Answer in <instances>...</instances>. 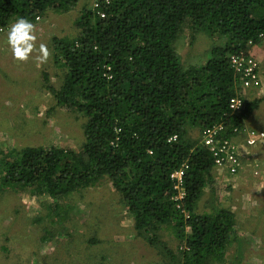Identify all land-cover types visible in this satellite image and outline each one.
I'll return each mask as SVG.
<instances>
[{
  "label": "trees",
  "instance_id": "16d2710c",
  "mask_svg": "<svg viewBox=\"0 0 264 264\" xmlns=\"http://www.w3.org/2000/svg\"><path fill=\"white\" fill-rule=\"evenodd\" d=\"M77 2L0 0V23L7 28L21 17L33 23ZM89 7L74 20L73 38L52 39L61 85L40 73L51 109L82 118V141L0 153L1 187L31 189L58 208L105 179L132 217L135 237L160 252L161 264L225 263L230 240L237 249L243 240L233 212L197 210L213 182V161L200 138L217 124L226 126L221 139L232 137L264 99H245L236 115L228 109L241 93L229 56L261 42L264 0H100L98 10ZM183 31L189 46L196 32L217 40L199 67L183 65L173 47ZM180 169L183 196L175 201L171 175ZM164 235L177 242L174 252Z\"/></svg>",
  "mask_w": 264,
  "mask_h": 264
},
{
  "label": "rangeland",
  "instance_id": "374dc122",
  "mask_svg": "<svg viewBox=\"0 0 264 264\" xmlns=\"http://www.w3.org/2000/svg\"><path fill=\"white\" fill-rule=\"evenodd\" d=\"M87 1L78 0L71 11L53 14L56 20L50 36L73 38L76 35L74 20L80 17L82 9L90 10V1L92 5L93 0ZM47 19L51 20L44 15L39 24ZM40 27L42 31L46 29V25ZM42 31L39 30V37ZM185 35L186 32H181L173 47L183 65L199 67L208 60L209 49L217 40L196 32L189 46ZM42 43L50 55L44 63L38 64L36 58L41 53ZM47 43L50 44L49 41L44 43V39L40 43L35 40L29 59L14 65L22 69L0 74L1 154L25 146L55 144L74 148L79 139L82 141L80 115L63 108L51 109L53 99L43 88L40 73H47L54 87H59L64 77L63 69L53 64L54 48L50 53ZM263 46L261 41L257 46L260 47L258 53L256 46L248 53L259 61L264 77ZM6 48V45H0L2 67L13 61L12 53L3 54ZM25 73L27 76L22 75ZM255 98H264V95L245 97L248 101ZM242 127L264 133V99ZM244 140V133L235 138L242 154L239 172L229 176L226 171L213 167L223 174H213L212 184L204 189L197 204L199 213L221 207L235 215V235L243 242L238 250L235 242L230 240L222 264H264V144L250 148ZM252 149H257L256 156L249 154ZM256 158L262 162L261 167L253 162H257ZM245 159L252 164H246ZM63 201L54 208L46 197H37L31 189L0 185V264H161L160 252L135 237L133 219L107 180H101L91 189L73 193ZM162 238L166 247L174 252L177 242L170 236ZM91 239L97 242L88 244Z\"/></svg>",
  "mask_w": 264,
  "mask_h": 264
},
{
  "label": "built area",
  "instance_id": "2783aa9c",
  "mask_svg": "<svg viewBox=\"0 0 264 264\" xmlns=\"http://www.w3.org/2000/svg\"><path fill=\"white\" fill-rule=\"evenodd\" d=\"M100 0H93L92 6L98 10ZM108 3V1H105ZM103 16L102 13H99ZM6 30V27L0 23V35ZM264 36L261 38L263 39ZM249 45H252L249 43ZM229 65L233 72L237 75L239 81L240 95L232 97L228 101V109L231 114H238L245 101V92L250 90L262 91V80L260 77L259 62L253 56L248 54H236L229 56ZM226 131V126L222 124L213 125L204 129L201 133L200 143L209 151L213 167L224 170L229 176H235L241 167L242 154L239 150L238 143L235 139L240 133L245 134L244 143L246 146L255 147L264 141V133L253 129H232V137L221 139V135ZM182 176L183 170L180 169L171 175V179L175 181L174 190L178 192L175 201H179L182 196Z\"/></svg>",
  "mask_w": 264,
  "mask_h": 264
},
{
  "label": "crops",
  "instance_id": "0c3cea01",
  "mask_svg": "<svg viewBox=\"0 0 264 264\" xmlns=\"http://www.w3.org/2000/svg\"><path fill=\"white\" fill-rule=\"evenodd\" d=\"M89 4L91 5V1L89 2ZM90 5H88V6H90ZM50 14V13H49ZM53 14L54 13H51V15H48V13L47 14H45V15H47V18H51V20H49V19H47L44 23H42V24H39L41 21H42V17H40L38 20H35L34 22H33V24H34V26H35V30H34V34H35V36H36V40L37 41H39V43L41 42V40L42 39H44V43H46L47 41H49L50 42V44H48L47 43V45H48V48H50V53H51V48L53 47V45H52V39H54L52 36H50V33L53 31V23H54V21L56 20L54 17H53ZM15 22V20L14 21H11V22H9V24H8V26H7V28H6V31L3 33V34H1L0 35V45H2V46H4V45H6L7 46V48H6V50H5V52L3 53L4 55H8L9 53H12V50H11V48H10V46L8 45V42H7V31H8V28H9V26L12 24V23H14ZM40 25H46V29L44 30V31H42V27H40ZM39 30L40 31H42V36H40L39 37V35L38 34H40V33H38L39 32ZM2 37H4V39H2ZM40 39V40H39ZM261 41H263L264 42V38L263 39H261ZM258 45H256V48H257V53H258V51L260 50V47H257ZM264 47V46H263ZM54 53V52H53ZM4 55H2L1 57H6V56H4ZM42 54L41 53H39V55H38V57H40ZM49 53H48V58H49ZM38 57L36 58V62L38 63V64H40L41 62L38 60ZM51 59H52V62H53V64H54V58H53V55H52V57H51ZM23 63V62H21V61H17L16 59H14V57H13V61L10 63V64H7L8 66H10V67H8V66H0V74H5L6 72H8V73H10L11 71H14L15 69H18V70H20V69H22V68H15V66L14 65H16L17 63ZM259 62V61H258ZM44 63V62H43ZM35 69H38L37 68V66L35 67ZM15 73V72H14ZM22 75H24V76H27V74L25 73V74H22ZM260 77H261V80H262V87L261 88H264V77H263V75L261 76V71H260ZM252 95V96H251ZM261 95H264V89L262 90V91H259V89L258 90H250V91H246L245 92V96H246V98H249V97H257V96H261ZM249 118V117H248ZM247 118V119H248ZM246 119V120H247ZM245 120V121H246ZM235 139V138H234ZM262 144H264V142H262L261 144H259V145H262ZM258 146V145H257ZM256 147V146H255ZM251 148V147H250ZM253 148V147H252ZM261 148V147H260ZM255 151H257V149L256 150H253L252 149V151H250L249 152V154L251 153L252 155H254L255 154ZM255 156H256V154H255ZM248 157V156H247ZM246 157V158H247ZM251 158V157H250ZM257 159V162H255V160H253V162L254 163H258V166H260L261 167V163H260V160L258 159V158H256ZM245 163L246 164H252V162L250 161V160H246L245 159ZM252 166V165H251ZM213 174H216L217 176H221L223 173L222 172H220V171H218V170H216L215 168H213ZM228 175V174H227ZM227 182H230V180L229 181H227Z\"/></svg>",
  "mask_w": 264,
  "mask_h": 264
},
{
  "label": "clouds",
  "instance_id": "9594fccd",
  "mask_svg": "<svg viewBox=\"0 0 264 264\" xmlns=\"http://www.w3.org/2000/svg\"><path fill=\"white\" fill-rule=\"evenodd\" d=\"M34 24L21 17L12 23L7 31V42L12 50V55L17 61H27L30 54L34 51V42L36 36L34 34ZM39 51L41 56L38 60L43 63L48 58V49L43 43L40 44Z\"/></svg>",
  "mask_w": 264,
  "mask_h": 264
}]
</instances>
